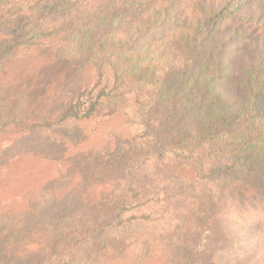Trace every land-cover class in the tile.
<instances>
[{
	"label": "trees",
	"instance_id": "16d2710c",
	"mask_svg": "<svg viewBox=\"0 0 264 264\" xmlns=\"http://www.w3.org/2000/svg\"><path fill=\"white\" fill-rule=\"evenodd\" d=\"M217 1L0 0L2 66L31 53L47 75L93 76L63 96V121H114L125 92L143 108L132 133L87 132L107 193L0 225V264H264V46L229 62L264 33V0Z\"/></svg>",
	"mask_w": 264,
	"mask_h": 264
},
{
	"label": "rangeland",
	"instance_id": "374dc122",
	"mask_svg": "<svg viewBox=\"0 0 264 264\" xmlns=\"http://www.w3.org/2000/svg\"><path fill=\"white\" fill-rule=\"evenodd\" d=\"M34 1L22 0L23 7ZM243 1L218 0L217 4L233 9ZM261 22L264 25V16ZM263 38L264 33L247 47L243 46L242 53L230 59V64L234 62L235 67H240L249 61L254 48L264 46ZM252 43L255 44L250 47ZM48 63L49 60L30 53L5 66L0 64V225L13 227L18 226L21 218L32 219L33 205L42 200L52 201L59 193L62 197L69 194L71 203L77 193L84 194L82 199L88 205L94 203V198L107 193L106 187L92 183V171L101 165L99 157L104 155L96 156L99 159L95 163L88 160L97 155L92 147L100 145L93 143H100L103 138L87 137V132L110 127L115 133H132L141 121L143 108L127 92L118 104L119 113L114 121L107 124L104 119L72 124L63 121V96L78 81L93 84V76L86 70L74 77L69 69L61 67L47 75L44 66ZM222 88L226 90L222 96L226 101L237 96L234 93L237 91ZM236 100L243 98L240 95ZM192 170L191 167L171 169L188 184L195 178ZM249 259L245 264L252 263Z\"/></svg>",
	"mask_w": 264,
	"mask_h": 264
}]
</instances>
